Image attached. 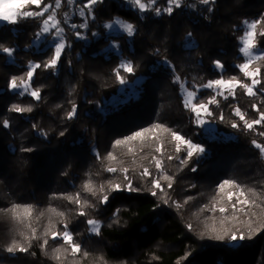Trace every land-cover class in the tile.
<instances>
[{
	"label": "trees",
	"instance_id": "1",
	"mask_svg": "<svg viewBox=\"0 0 264 264\" xmlns=\"http://www.w3.org/2000/svg\"><path fill=\"white\" fill-rule=\"evenodd\" d=\"M84 3L61 0L59 9H49L63 29L65 48L57 68L34 69L31 87L40 89V100L22 87L13 89L11 80L27 83L30 65L54 55L56 29L38 42L45 17L0 26V121H9L8 128L0 126V264H264V157L252 143L264 145L259 134L264 122L249 130L235 114L239 108L251 122L259 118L253 105L264 111V60L250 65L251 70L261 69L255 96L239 87L225 96L202 87L230 77L251 83L239 69L244 63L239 40L244 21H264V0H216L208 6L181 0L172 15L163 11L166 0L153 6L161 9L160 15L151 9L139 12L129 0H104L81 16ZM27 10L38 9L26 5L22 11ZM115 18L131 23L134 34L107 33L105 24ZM261 30L264 23L256 29ZM256 44L264 53V37L257 35ZM5 47L12 49L11 55L3 52ZM217 60L224 65L223 73L214 67ZM122 64L133 68L131 73L120 69L123 83L114 71ZM181 85L196 92L194 103L216 98L217 104L208 105L213 115L207 120L217 138H208L196 124ZM14 105L31 106L32 111L12 112ZM73 108L75 115L69 119ZM138 131L144 137L129 139ZM172 132L205 152L181 164L187 150L176 152ZM109 167L117 172L107 171ZM125 168L133 186L142 190L109 192L110 182L126 183ZM145 168L151 177L141 176ZM164 176L172 178L171 188ZM157 178L163 191L155 189L153 196L151 181ZM224 181L234 185H225L221 192ZM86 184L95 195L85 190ZM241 190L245 196L240 199L254 203L238 204L244 211L233 212L231 203ZM230 193L236 194L232 202ZM103 194L109 196L106 204L100 203ZM77 195L80 204L69 200ZM220 207L228 211L220 213ZM81 210L85 216L78 214ZM89 219L98 221L99 235L90 231ZM249 223L252 238L232 242L231 232L247 235ZM63 231L81 245L75 256L61 239H51L52 233ZM14 242L28 251L8 253Z\"/></svg>",
	"mask_w": 264,
	"mask_h": 264
},
{
	"label": "snow or ice",
	"instance_id": "2",
	"mask_svg": "<svg viewBox=\"0 0 264 264\" xmlns=\"http://www.w3.org/2000/svg\"><path fill=\"white\" fill-rule=\"evenodd\" d=\"M75 0H67L68 4H72L74 3ZM104 0H86V3H84L81 6V11H80V15L84 16L85 15V9H87L89 11V13L92 12L93 8L95 5L97 4H101L103 3ZM216 2V0H200V3L208 6V5H212ZM131 3L135 6H138L140 11H147L149 9L153 10L157 15H160L161 13V9L159 7H153L154 5H156L157 0H147V3H142L141 0H131ZM166 4L167 6L163 9L164 12H166L168 15H172L173 14V9L174 8H180L181 7V0H166ZM26 5H31L34 6L35 9L38 10H27V11H22V9L26 6ZM61 7V0H55L54 5L51 3H44V0H0V22H7L9 24L12 25H16L18 23L19 20L21 19H29V18H35V17H45L43 19L42 22V28H41V32L42 33H47L50 31L51 29H56L57 34L59 35L60 33L63 32L62 28L57 27L56 23H52L50 26V21H54L55 20V15L51 12H49V9L55 8V9H59ZM211 7L208 8V11H211ZM48 13L47 16H45V14ZM113 23L119 24L121 23L118 19L113 21ZM244 36L242 37V41H243V46L241 48V51L243 52L244 56L247 57V62L242 63L239 65V69L240 71L243 73L244 77L248 78L251 83H246L240 79H237L236 77H230L228 79H223V78H218L212 81H209L205 84L202 85V87L207 88V89H217V95H223V92L220 91L221 89H227L229 94H233L234 95V89L236 87H239L241 89H243L245 91V93L248 96H255L257 95V86L261 85L262 80L259 79L258 77L261 76V69L259 67L255 68L254 70L250 71V65L252 64L253 59L256 60H264V55H256L253 56L252 53V49L257 47L256 44V37L257 35L259 37H264V30H261L257 33L256 29L258 27V25L264 23V21H261L259 19L254 20V21H244ZM86 25H81V27H85ZM107 27H111L112 25H106ZM73 27H75V25H73ZM122 27L126 30L128 36H132L134 34V26L131 23H126V24H122ZM41 32L37 33V36H39L41 34ZM77 37L80 36L79 32L76 33ZM93 35H96L95 33H93ZM189 37H191V33H189ZM65 48V45L63 43H58L55 45V49H54V55L46 62H44L43 64H34V65H30L29 70L27 71V83L24 82L23 79H21L20 85L17 84V80L16 79H12L11 80V87L13 89H17L18 87H22L23 91L26 92L28 95H30L32 98H34L35 100H40L41 99V92L39 88H35L33 89L31 87V82L33 80V76H34V69H39L41 67L45 68V69H55L57 68L61 56H62V50ZM3 52L7 53L9 55H11L12 53V49L10 48H3ZM214 67L220 72L223 73L225 68L224 65L220 62V61H214ZM123 69V71L131 73L133 71V68L130 64H122L120 66V68L115 69L114 71L116 72L117 78L120 79V82L123 83V78L120 76V69ZM177 80H179V77H177ZM181 87H183V85H181ZM260 91L264 92V88H261ZM21 94L20 92H17V95ZM187 97L188 100L185 101V107H188L189 105L191 106V111L193 113H195L197 120L200 121L201 123H203L202 120H200L202 113L204 115L207 116H212L213 113L209 110L208 105L211 104H217L218 101L216 100L215 97H212L210 99L207 100L206 103L203 102H195L192 103V101H194L196 99L195 96V92L194 91H188L187 92ZM253 108L255 111H257L259 113V118L258 119H254L251 122H248L247 120H245V117L241 114L240 109L237 108L235 109V114L237 116L240 117L241 120L245 121V127L249 130L253 129L254 125H259L262 122H264V111H261L259 107H257L256 105H253ZM12 112H16V113H23V112H31L32 111V107L28 106V107H18V106H13L10 109ZM75 115V108H73V110L71 112L68 113V118L71 119L73 116ZM220 118L223 119V115H220ZM0 126H2L3 128H8L9 127V121L7 119H3L2 121H0ZM157 128L160 127V125L156 126ZM232 127H238V125L236 124H232ZM164 131H167V129H164ZM261 136H264V132L259 133ZM61 135H63V133H61ZM145 133L143 131H138L136 132L133 136L129 137V139L131 140H135L138 137H144ZM171 138L173 141L177 142L176 143V152L180 151V146L184 145L186 148V156L184 158L181 159V164H185L187 162H189L193 155L195 153H204L205 149L203 147L194 145L191 141L187 140L185 137H183L182 135L176 133V132H172L171 133ZM117 144H123L125 143V141L122 140H118L116 141ZM254 144V146L260 150V152L262 154H264V145L257 143L255 140H253L252 142ZM163 145H161L160 147L156 148L157 152H160L162 150ZM23 151H31V149L25 148L23 149ZM129 151H131V149H129ZM111 159H115V157H111ZM168 159H173L172 156H169ZM155 167L157 169L161 168V162L159 160H156L155 163ZM195 168H192V171H195ZM107 171L115 173L117 172L116 168L113 167H109L107 169ZM124 175H123V180L126 181V183H115L112 184L110 182V187L108 189L109 192L111 191H122V190H126L129 192H137V191H141L142 189L134 187L133 183L131 181V178L128 176V169H124L123 170ZM142 177H151L152 173L145 168L143 170V172L141 173ZM164 180L169 181L168 183V187L171 188L172 183L171 180L172 178L170 176H164L163 177ZM152 184V191H151V195L156 196L157 192L155 191V189H159L161 192L163 191V187L160 183V180L154 179L151 181ZM225 185H228L229 187L234 185L233 181H224L221 185H219V189L221 192H223ZM86 191L91 192L93 195H95V191L90 187V185L86 184L84 186ZM249 191L252 193L253 196H257L258 193L252 189H249ZM100 192L101 193H105V188L103 185L100 186ZM236 195L235 193H230L228 195V200L229 202L233 201V196ZM240 196H245V193L243 192V190H241L239 196L237 197L235 202L231 203V207L233 212L235 211H244L243 207L241 208H237V205H243V206H250L252 203L249 201L248 199H240ZM70 201H74L77 204L81 203L80 197L79 195L75 196V197H71L69 198ZM109 200V196L108 194H103L101 196L100 199V203H107ZM84 203H88V202H84ZM179 207V205H177ZM94 207V205H93ZM212 210L215 211L216 210V206L215 204L212 207ZM220 213H225L228 211L227 208L225 207H220L219 209ZM12 211H15V209H13ZM24 213L28 216H31V209L28 207L24 208ZM80 216H85L86 213L81 210L78 213ZM59 215H63V213H59ZM232 219H236L235 216L232 217ZM221 223H223V220L221 221ZM87 224L90 226V230L95 232L97 235L100 234V229H99V224L98 221L95 219H89L87 220ZM191 227V225L189 226ZM250 231L249 233L246 235L244 232L242 231H232L230 234V239L232 242H237V241H244L246 239H251L252 238V234H251V224L249 223L248 225ZM65 228H67V225L65 224ZM225 232H228L227 229H225ZM48 233L45 232V236H47ZM33 238H35V233L33 232ZM61 239L63 241L64 245H68V249H70L72 255H76L77 253H79L81 251V245L76 243L75 240L73 239V236L70 232L68 231H63L61 232H54L51 234V239L56 240V239ZM217 239H222V236H217ZM48 241L47 239L44 240V244L47 245ZM242 246V245H241ZM66 249V251L68 250ZM8 253H13L14 251L18 250L20 252H27L28 249L26 247L20 246L17 243H13L12 246L8 247L7 249ZM61 251L60 248L55 249V252L59 253ZM56 259H59V256L55 257Z\"/></svg>",
	"mask_w": 264,
	"mask_h": 264
},
{
	"label": "rangeland",
	"instance_id": "3",
	"mask_svg": "<svg viewBox=\"0 0 264 264\" xmlns=\"http://www.w3.org/2000/svg\"><path fill=\"white\" fill-rule=\"evenodd\" d=\"M130 1V3H131V0H129ZM141 2L142 3H147V0H141ZM132 4V3H131ZM132 7L133 8H135L136 10H138L139 12H144V11H140L139 10V8H138V6H135V5H133L132 4ZM81 11V10H80ZM79 11V12H80ZM119 20L121 23H119V24H116V23H113V21H115V20ZM252 21V20H251ZM7 22H0V26L1 25H3V24H6ZM52 23H56V21L54 20V21H50V26H51V24ZM126 23H128V22H126V21H124V20H122V19H120V18H115V19H113L112 21H109V22H107L106 24H105V26L106 25H109V24H111L112 26L111 27H107L106 26V29H107V33H109V34H113V35H118V34H125V35H128L127 34V32H126V30L122 27V24H126ZM242 27H243V34H242V36L240 37V40H239V43H240V53H241V55L243 56V58H244V63L245 62H247V57H245L244 56V54H243V52L241 51V48H242V46H243V41H242V37L244 36V23H243V25H242ZM51 28H50V31L49 32H47V33H42L41 32V34L39 35V38H38V42L39 41H42L43 39H44V37L46 36V35H48L50 32H51ZM58 43H63L62 42V38H61V36H60V34L58 35L57 33H55V35H54V47H55V45L56 44H58ZM252 51V53H253V56H256V55H263L264 53H263V51H261V50H257V49H252L251 50ZM254 61H256V59H253V61H252V63L254 62ZM250 71H252L251 70V68L249 69ZM213 90H214V92L215 93H217V89H215V88H213ZM188 91H190V90H188L184 85H183V87H181V94H182V96H183V100H184V104H185V101H187L188 100V97H187V92ZM220 91H222L223 92V95H221V96H225L226 94H228V91H227V89H221ZM121 94H123V96H126L127 95V93L125 92V90L124 89H122L121 90ZM195 96H196V92H195ZM192 103H194V101H192ZM187 108H189L190 110H191V106L189 105ZM193 113V112H192ZM193 115H194V117H195V122H196V124L199 126V127H201L202 128V131H203V133L208 137V138H210V139H215V138H217L219 135H217L216 134V132H215V127L207 120V115H204L203 113H202V115H201V118H200V120H202L203 121V123H201L200 121H198L197 120V117H196V115H195V113H193ZM222 136H224V135H222ZM193 143V142H192ZM194 145H197V144H195V143H193ZM197 146H199V145H197ZM201 147V146H200ZM180 148H185V146L184 145H181L180 146ZM186 149V148H185ZM198 153V152H197ZM199 154H202V153H199ZM263 155V157H264V154H262ZM90 227V226H89ZM91 231V230H90ZM91 232H93V231H91Z\"/></svg>",
	"mask_w": 264,
	"mask_h": 264
}]
</instances>
